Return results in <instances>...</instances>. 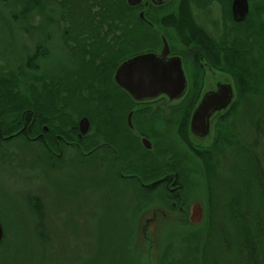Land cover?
<instances>
[{
    "label": "rangeland",
    "instance_id": "1",
    "mask_svg": "<svg viewBox=\"0 0 264 264\" xmlns=\"http://www.w3.org/2000/svg\"><path fill=\"white\" fill-rule=\"evenodd\" d=\"M62 2L63 0H42L37 8V1L0 0V87L11 86L13 91L21 95V99L30 96L32 77L38 79L44 76L55 80L61 75H69V72L73 76L75 72L78 73L76 68L83 64L78 56L82 48L73 50L72 44L65 40L67 23L73 18L68 11L69 6L64 7ZM188 3L192 6L195 19L203 21L196 15L203 2L190 0ZM248 3L246 17L238 22L231 18L230 10L224 7V0L212 3L225 8L223 13L219 12L216 5L207 13L208 22L215 25L213 36L214 42L218 44V47L213 45L214 52L219 54L215 66L232 76V106L224 116L211 120L209 133L205 137H200L201 140L198 136L190 138L194 146L180 133L189 148L181 143L178 149V159L183 157L187 163L181 177L188 197L185 201L190 207L199 204L201 216L198 222H191V208L187 207L190 210L186 211L185 222H178L173 215L164 220L163 228L156 221H153L154 224L150 221L152 235L145 237L148 243L144 246V252L148 253V264H248L252 256L257 258L258 263L264 264L263 234L262 238L255 233L249 232L247 235L246 242L254 247V256L253 250L248 248L249 245L243 239L246 235L245 230L240 227L243 216L234 213L232 201V189L236 184L239 189L238 183H241L235 176L237 170L234 168L240 155L257 156L258 166L264 169V136L260 132L264 126V93H258V87L253 88V92H243L234 73V66L239 69L243 58L251 63L252 54L258 50L256 40L264 43V0H248ZM126 19L127 16L121 13L122 34L128 44L125 51L146 47L145 43L134 45L135 47L131 45V21ZM195 19L193 18L194 21ZM176 44L172 45L179 47ZM39 48H42L41 57L32 59ZM30 57L31 60H28ZM34 63H37L36 67L30 65ZM83 69L80 72L86 73L87 68ZM249 73L251 74V70ZM261 80L260 77L259 81ZM39 84L40 81L36 80L34 87L38 89L36 86ZM260 88H263V84H260ZM195 89L197 91L196 87ZM181 111L172 120L174 129ZM259 125L262 127H258ZM180 134L177 135L179 140ZM10 144V150L15 149L17 153H9L6 176L0 177V196L5 198H2L5 202L0 201V207L2 220L11 238V249H8L4 258L0 254V264H65L72 252L73 241L78 238L70 235L73 231L67 217L61 216V211L57 212L59 205L56 199H60L64 207L66 200H73V204L74 200L76 204L80 201V206L96 218L104 219L105 216L116 214L107 213L100 204V182L105 179L100 167L99 150L94 152L95 155L85 157L68 148L56 159L19 140L11 141ZM82 157L86 163L78 161ZM174 160H177L176 156ZM180 164L184 165L183 162ZM107 180L114 179L108 177ZM72 181L90 182L89 192H83V186L76 190L78 194L74 196L67 190L64 192L61 183L65 185ZM139 197L142 198L141 195ZM152 198L155 200L157 195L154 194ZM37 199L38 202L41 199L44 201L42 211L46 221L45 235L42 237L36 226L39 213ZM240 200L243 203V198L240 197ZM75 206L77 208L79 204ZM76 229L84 234L82 227ZM85 229L91 231V246L99 245L103 249V246L108 248L115 244L113 237L107 236L106 239L107 234L114 233L106 222L98 224L91 218V225ZM224 245L227 250H224ZM135 246L141 252L142 243L139 241ZM96 255L97 259H92L91 263L105 264L104 254ZM147 260L143 254L140 263Z\"/></svg>",
    "mask_w": 264,
    "mask_h": 264
},
{
    "label": "flooded vegetation",
    "instance_id": "2",
    "mask_svg": "<svg viewBox=\"0 0 264 264\" xmlns=\"http://www.w3.org/2000/svg\"><path fill=\"white\" fill-rule=\"evenodd\" d=\"M36 1L38 6L36 7L39 8L42 0ZM189 1L167 0L160 4L155 0H140L136 5L129 6L133 9V18L130 22L133 35L130 43L133 46L145 43L147 46L122 58L123 45L127 44V39H124L122 34V1L66 0L69 8H72L70 12L73 19L67 23L68 36L65 40L72 44L73 50L82 48L78 56L83 64L76 68L77 74L76 72L72 74H84L85 72H80L84 67L87 68L86 74L91 71L90 69L99 71L101 75L111 74L110 83L102 81L100 84L98 82L94 84L100 98L90 105L94 109L89 111L88 105L77 103L83 114L76 117L75 108L71 107L73 101H53L50 102L55 113L51 117L52 122L42 123V112L38 109L39 107L41 109L42 103L27 102L22 98L17 109L14 108L15 112H12L5 100L0 99V177L6 176V165L10 161L9 153L11 151L17 153L15 149L10 150V142L14 140H19L24 145L35 146L36 150L40 149L44 154L56 159H59L68 148L85 157H91L99 150L100 167L105 179L100 182L102 190L100 204L107 213L116 214L105 216L104 219L96 218L94 214L80 206L82 204L80 201L78 212L76 200L74 204L73 200H66L64 207V203L61 204L60 199H56L59 205L57 212L61 211V216L67 217L73 231L70 235L78 238L73 241L72 252L65 264H92V259H97L98 253L104 254L105 264H142L140 263L142 255H146V260L148 258V253H144V246L146 247L148 241L143 237L152 235V230L146 229L150 221L153 224V221H156L162 228L164 220L171 215L175 216L178 222H185L186 211L191 208L186 202L188 198L187 194L185 195L186 188L181 180L187 163L183 157L178 159V149L181 143L188 148L187 141L193 145L191 139H195L196 136L190 131V119L203 96L216 91L220 85L233 87L232 76L215 66L219 54L214 52V46L218 47V44L214 42L213 36L215 25L208 22L207 13L216 5L212 3H218V0H201L203 5L198 8L196 15L203 21L195 19ZM224 2H226L224 7L230 10L232 16V0ZM216 8H219L220 13L225 9L220 5H216ZM231 18L233 19V16ZM233 21L235 22L234 19ZM173 43H178L179 47L173 46ZM164 47L168 49L167 58L176 57L181 61L186 81L182 96L169 100L165 95H158L149 100L136 101L114 82V71L123 60L141 53L160 55ZM34 55L35 59L41 57L42 48L37 49ZM28 60H31V57ZM30 65L36 67L37 63ZM36 87L39 92L43 88L41 84ZM60 106L63 108L62 115L63 118L66 117L65 121H59L57 116ZM231 106L232 103L227 108L215 112L211 120L224 116ZM180 110L181 115L174 129L172 120ZM82 119H86L88 124L84 134L80 133ZM180 133L187 141H183ZM94 139H98L99 142L91 145ZM175 156L177 160H174ZM78 161L86 163L84 157ZM181 162L184 165L180 164ZM108 177L114 180H107ZM89 183L87 181H72L65 185L61 183V189L64 192L66 190L71 192L70 194L74 196L78 194L76 190L82 186L83 192L85 190L89 192ZM154 194L157 195L155 200L152 198ZM2 198L4 197L0 196V201L5 202V198ZM36 201L38 202V199ZM43 202L42 199L38 202L36 225L41 237L45 235L46 221L42 211ZM1 212L0 207L2 232L0 254L4 258L5 253L11 249V238ZM91 218L98 224L106 222V225L112 227L114 233L107 234L106 239L107 236L113 237L115 241L113 247L103 246L102 249L99 245L91 246V231L85 229L91 225ZM141 218H145V221L139 222ZM76 227H82L84 234L82 235ZM139 237L143 239L140 240ZM139 241L142 243L141 252L135 246ZM150 257L152 258V255ZM144 263L148 264L149 261Z\"/></svg>",
    "mask_w": 264,
    "mask_h": 264
},
{
    "label": "trees",
    "instance_id": "3",
    "mask_svg": "<svg viewBox=\"0 0 264 264\" xmlns=\"http://www.w3.org/2000/svg\"><path fill=\"white\" fill-rule=\"evenodd\" d=\"M25 2H35L36 0H22ZM122 1V13L127 16L126 20H132L133 9L126 4L125 0ZM62 5L65 7L67 6L66 0H63ZM72 8L70 7L68 11ZM127 34V33H126ZM68 36V34L66 33ZM128 45V44H126ZM258 50H255V53L251 56V63H248L245 58L240 61L239 69L237 66H234V73L235 78L237 80V84H239L240 89L243 92H253V88L258 87V93H264V43L260 40H256V44ZM126 46L123 45V53L122 58L126 55H131L135 53L137 50L129 49L131 51L126 52ZM145 48V47H144ZM143 48H140L141 50ZM45 54H43L44 56ZM34 57H32L33 59ZM240 60V59H239ZM116 63L119 61H115ZM263 71L261 72L260 70ZM92 71V69H90ZM251 70V74L249 71ZM254 70V74L252 73ZM88 71V73H84L81 75H61L58 79L53 78H46L44 76H40L37 78H31V90L30 96L26 98L27 102H38L42 103L41 109L38 108L42 112V123H51V117L55 115L52 111L53 108L50 105V102L58 101V102H66V101H73L71 107H74V112L76 117L80 116L82 111L77 107V103H84L89 106L88 110L92 111L94 107L90 106L95 101H98L99 98V91L94 86L95 83H99L104 81L105 83H110L111 81V74L110 75H101L99 71H94L93 73ZM261 77V81H259ZM30 78V77H29ZM40 81L42 85V90L39 92L34 87V82ZM9 85L11 84L8 82ZM260 84H263V88H260ZM0 99L5 100V102L11 107L12 112H15L17 109V105L21 100V95L13 91L11 86L0 87ZM264 96V95H263ZM16 107V109H14ZM58 118L59 121H65L66 117L63 118V108L60 106L58 108ZM187 111H190L187 109ZM262 127V126H258ZM262 134L264 136V126L262 127ZM260 141V140H259ZM99 141L98 139H94L91 141V145L97 144ZM245 148V146H244ZM243 150V149H242ZM240 159L235 164V169L237 170L238 180L241 183H238L239 189L237 188V184L232 189L233 195V211L234 213L242 214V221L240 223V227H242L246 235L243 238L246 242L248 239L247 235L250 233H255L259 237L263 234L264 238V169L261 166H258V158L254 155V157L250 154L247 155H240ZM143 174L142 172H139ZM236 179V178H235ZM234 181V180H233ZM234 183H236L234 181ZM231 188V187H230ZM229 188V190H230ZM240 197L243 198V203H241ZM246 216V217H245ZM247 237V238H246ZM247 243V242H246ZM248 244V243H247ZM222 245V242H221ZM249 249L253 250L254 256V247H251L250 244ZM224 250L228 248L225 247ZM253 246V245H252ZM223 250V247H221ZM264 254V248L262 250ZM251 257V254H249ZM248 264H260L257 262V258L255 259L253 256L251 257Z\"/></svg>",
    "mask_w": 264,
    "mask_h": 264
},
{
    "label": "water",
    "instance_id": "4",
    "mask_svg": "<svg viewBox=\"0 0 264 264\" xmlns=\"http://www.w3.org/2000/svg\"><path fill=\"white\" fill-rule=\"evenodd\" d=\"M125 1L128 6H134L140 0ZM165 1L167 0H155L160 4ZM231 11L235 21H242L248 13L247 0H232ZM167 53L168 49L164 47L160 55L141 53L123 60L114 71V82L136 101L149 100L158 95H165L169 100L179 98L185 92V76L180 59L167 58ZM232 96L230 85H220L216 91L206 93L192 112L190 119L192 134L205 137L209 133L211 117L215 112L225 109L231 102ZM87 129V120L82 119L80 133L84 134ZM200 216V205L193 204L190 221L196 223ZM145 218H141L139 222H144ZM148 228L149 226L146 227ZM1 237L0 227V240ZM143 238L146 239L145 236Z\"/></svg>",
    "mask_w": 264,
    "mask_h": 264
}]
</instances>
